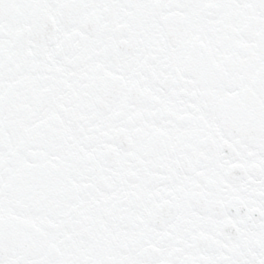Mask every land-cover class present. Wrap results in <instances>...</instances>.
<instances>
[{"label": "snow or ice", "instance_id": "1", "mask_svg": "<svg viewBox=\"0 0 264 264\" xmlns=\"http://www.w3.org/2000/svg\"><path fill=\"white\" fill-rule=\"evenodd\" d=\"M0 264H264V0H0Z\"/></svg>", "mask_w": 264, "mask_h": 264}]
</instances>
